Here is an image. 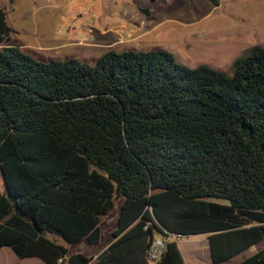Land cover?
Segmentation results:
<instances>
[{"label":"trees","instance_id":"1","mask_svg":"<svg viewBox=\"0 0 264 264\" xmlns=\"http://www.w3.org/2000/svg\"><path fill=\"white\" fill-rule=\"evenodd\" d=\"M11 32L0 6V43ZM230 66L188 67L160 48L40 61L0 44V247L44 264H148L155 233L153 264H185L169 237L206 234L219 264L260 242L264 47ZM116 198L92 260L49 237L97 244ZM235 264H264V247Z\"/></svg>","mask_w":264,"mask_h":264},{"label":"rangeland","instance_id":"2","mask_svg":"<svg viewBox=\"0 0 264 264\" xmlns=\"http://www.w3.org/2000/svg\"><path fill=\"white\" fill-rule=\"evenodd\" d=\"M75 0H0L4 7L5 21L14 28L9 40L0 44L14 43L26 34L20 28L39 36V39H58L65 45L57 50L32 51L23 49L36 60H62L68 57L92 63L107 49L147 50L160 48L169 51L174 59L185 66L207 64L231 74V61L254 44L264 47V0H88L86 15L73 13ZM84 0H78L81 3ZM91 5V6H90ZM77 15L80 20L91 23V31L84 40L77 42L66 34L62 22L66 16ZM141 27L147 33L137 39ZM66 31V32H65ZM14 39V40H13ZM23 39V38H22ZM24 40V39H23ZM2 182L0 177V190ZM120 198L114 200L112 209L100 218L101 238L95 245L84 240L66 244L61 238H50L67 248L68 253L79 252L92 258L112 239L110 232L115 226V217ZM154 237H159L155 233ZM177 247L191 251L193 259L188 264H211L209 256L198 258V250L207 253L206 239L202 234L171 236ZM264 246V238L253 245ZM244 249L220 264H235L253 253ZM194 253V254H193ZM90 263V262H89ZM0 264H43L35 257L19 259L8 247H0Z\"/></svg>","mask_w":264,"mask_h":264},{"label":"crops","instance_id":"3","mask_svg":"<svg viewBox=\"0 0 264 264\" xmlns=\"http://www.w3.org/2000/svg\"><path fill=\"white\" fill-rule=\"evenodd\" d=\"M144 27H141L140 29H138L137 30V39H139L140 37L142 38L146 33H147V30H145V29H143ZM11 29H12V32H16V31H14V28H12L11 27ZM24 31L26 32V34H24L23 36H21L19 39L17 38V39H15V42L14 43H17L19 46H20V48L23 50V49H28V50H32V51H44V50H57V49H59V48H63V46L65 45L64 43H62V42H58V39H56V38H54V36L52 35V38H50V39H48L47 41L46 40H44V39H39V36H36V35H34V31H35V33H37L36 32V29L34 30V28L32 29V33H30V32H28V29L26 28V30H24L23 29V27L22 28H20V31H19V33H24ZM24 40H23V39ZM14 40V39H13ZM202 235H204L205 236V241H206V243H207V238H206V234H202ZM111 241V240H110ZM110 241H108L107 243H106V245L110 242ZM105 245V246H106ZM255 245V244H254ZM105 246H103L102 248H104ZM251 249H253L254 251L253 252H255L256 250H258V249H256L255 247H253V245L252 246H249ZM248 247V248H249ZM262 247H264V246H262ZM261 247V248H262ZM101 248V249H102ZM100 249V250H101ZM99 250V251H100ZM205 250H207V254H208V256H209V250H208V243H207V246H206V249ZM98 251V252H99ZM97 252V253H98ZM96 253V254H97ZM181 255H182V258H183V260L185 261V264H188V261H189V259H193L194 257L193 256H191L190 254H188V253H186V251H185V248H183V249H181ZM95 254V255H96ZM25 258H29V257H25ZM36 258V257H35ZM19 259H22V258H19ZM210 259V258H209ZM42 262V261H41ZM43 263V262H42ZM44 264V263H43ZM220 264V263H219Z\"/></svg>","mask_w":264,"mask_h":264},{"label":"built area","instance_id":"4","mask_svg":"<svg viewBox=\"0 0 264 264\" xmlns=\"http://www.w3.org/2000/svg\"><path fill=\"white\" fill-rule=\"evenodd\" d=\"M85 6H82L81 11L79 13V15L81 14V12H83V14L81 15H86V11H83V9H86ZM75 10H79V9H73V13ZM78 16L73 14L72 16L69 17V19L65 22H62V24H64V26L66 27V34L69 33L70 31L74 30L75 28L77 29V33L71 35L70 37L74 36L72 39L76 40L77 42H81L82 40H84L85 36L88 34V32L91 31V23L88 21H84V20H80L79 18H77ZM78 20L77 24H75V22ZM163 250V243L160 237H156L151 245L148 248L147 251V255H146V260L148 262V264H153L154 262H156L161 254Z\"/></svg>","mask_w":264,"mask_h":264},{"label":"bare ground","instance_id":"5","mask_svg":"<svg viewBox=\"0 0 264 264\" xmlns=\"http://www.w3.org/2000/svg\"><path fill=\"white\" fill-rule=\"evenodd\" d=\"M88 3H89L88 0H84V1H82L81 3H79L78 0H75V1L73 2V6H74L73 9H79V10H81L82 6H85V4H88ZM90 6H91V5H90ZM81 14H83V12H81ZM68 19H69V16H66V17L64 18L63 21L65 22V21H67ZM77 22H78V20L75 22V24H77ZM78 28H79V27H78ZM78 28H75L74 30L70 31L69 33H67V35L70 37L71 35L77 33V29H78Z\"/></svg>","mask_w":264,"mask_h":264}]
</instances>
